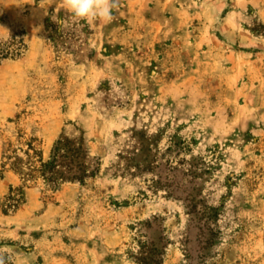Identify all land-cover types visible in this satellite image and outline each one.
<instances>
[{"label": "rangeland", "instance_id": "obj_1", "mask_svg": "<svg viewBox=\"0 0 264 264\" xmlns=\"http://www.w3.org/2000/svg\"><path fill=\"white\" fill-rule=\"evenodd\" d=\"M0 264H264V0H0ZM100 170L46 183L61 133ZM148 243V244H147Z\"/></svg>", "mask_w": 264, "mask_h": 264}, {"label": "trees", "instance_id": "obj_2", "mask_svg": "<svg viewBox=\"0 0 264 264\" xmlns=\"http://www.w3.org/2000/svg\"><path fill=\"white\" fill-rule=\"evenodd\" d=\"M26 47L24 38L7 48L0 47V62L6 58H19ZM99 170L100 160L92 156L84 131L77 136L61 133L54 143L50 159L41 160L36 169L45 182L54 187L64 182L84 183L88 178L95 177ZM140 248L141 251L134 256L138 264H163L164 258L157 260L147 246Z\"/></svg>", "mask_w": 264, "mask_h": 264}, {"label": "clouds", "instance_id": "obj_3", "mask_svg": "<svg viewBox=\"0 0 264 264\" xmlns=\"http://www.w3.org/2000/svg\"><path fill=\"white\" fill-rule=\"evenodd\" d=\"M115 0H63V6L81 19L111 20Z\"/></svg>", "mask_w": 264, "mask_h": 264}]
</instances>
